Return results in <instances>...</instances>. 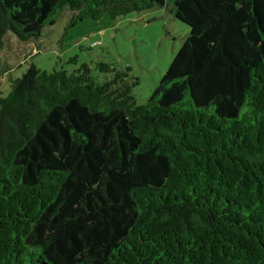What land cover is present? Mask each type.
I'll list each match as a JSON object with an SVG mask.
<instances>
[{"label":"trees","instance_id":"16d2710c","mask_svg":"<svg viewBox=\"0 0 264 264\" xmlns=\"http://www.w3.org/2000/svg\"><path fill=\"white\" fill-rule=\"evenodd\" d=\"M154 8L189 33L143 104L102 61L10 78L0 264H264V0H0V51Z\"/></svg>","mask_w":264,"mask_h":264},{"label":"rangeland","instance_id":"374dc122","mask_svg":"<svg viewBox=\"0 0 264 264\" xmlns=\"http://www.w3.org/2000/svg\"><path fill=\"white\" fill-rule=\"evenodd\" d=\"M68 18V12H63L36 40L20 42L11 34L5 36L0 51V96L7 93L10 78L18 77L29 64L50 72L102 61L131 69L130 74L138 80L133 97L143 104L189 33L188 27L162 8L114 20L105 14L65 31ZM73 56L75 65L67 64Z\"/></svg>","mask_w":264,"mask_h":264}]
</instances>
